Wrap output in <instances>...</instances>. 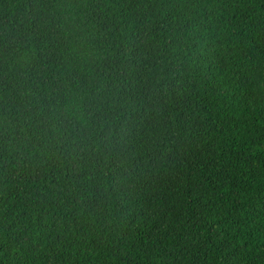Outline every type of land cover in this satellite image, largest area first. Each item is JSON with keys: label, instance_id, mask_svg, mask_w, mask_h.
I'll return each instance as SVG.
<instances>
[{"label": "trees", "instance_id": "trees-1", "mask_svg": "<svg viewBox=\"0 0 264 264\" xmlns=\"http://www.w3.org/2000/svg\"><path fill=\"white\" fill-rule=\"evenodd\" d=\"M0 264H264V0H0Z\"/></svg>", "mask_w": 264, "mask_h": 264}]
</instances>
